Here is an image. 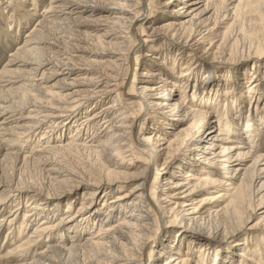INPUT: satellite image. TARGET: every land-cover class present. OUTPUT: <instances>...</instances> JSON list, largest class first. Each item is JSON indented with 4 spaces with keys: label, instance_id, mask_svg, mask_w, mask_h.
<instances>
[{
    "label": "bare ground",
    "instance_id": "obj_1",
    "mask_svg": "<svg viewBox=\"0 0 264 264\" xmlns=\"http://www.w3.org/2000/svg\"><path fill=\"white\" fill-rule=\"evenodd\" d=\"M244 1L0 0V43L16 44L0 67V103H10L0 105V153L19 144L3 159L49 172L37 188L17 180L11 190L0 175V264H88L87 256L95 264H258L241 250L237 260L218 256L192 236L241 217L248 198L251 209L261 206L264 73L246 107L250 87L235 88L237 68L206 72L198 66L208 62L194 61L215 29L238 23ZM93 6L106 15L84 37ZM77 73L82 83L55 80ZM86 83L91 91L70 90ZM74 162L99 176L96 187L136 183L129 194L98 201L93 191L62 210L47 200L66 197L60 179L78 177L65 169Z\"/></svg>",
    "mask_w": 264,
    "mask_h": 264
},
{
    "label": "rangeland",
    "instance_id": "obj_2",
    "mask_svg": "<svg viewBox=\"0 0 264 264\" xmlns=\"http://www.w3.org/2000/svg\"><path fill=\"white\" fill-rule=\"evenodd\" d=\"M248 2V3H247ZM258 2V3H257ZM245 5V7H244ZM260 5V6H259ZM263 7L264 9V1L263 0H245L243 3L244 12L242 16H240V20L237 24H232L230 26L229 23L227 25H224L220 27V29H215L212 33L214 35L207 38L209 41V46H206V50H201L198 53H194V61L201 60L205 61L207 64H201L198 67L201 68L203 71L208 72H216L219 70L224 71H230L234 73L233 75H237V79H234V85L235 88H238L239 85L242 87H250V89L245 90V98L244 99V106H248L249 102L253 104V100L256 99L253 98V95L255 93V89L253 88L252 83L255 79L259 80L261 78V75L263 76L264 73V57H260L261 60L256 61L255 59H247L242 61L241 63H233L231 65L230 62H233L234 60L242 58H249L250 56H255L257 54L264 53V16H262V12L259 7ZM97 7V9H96ZM93 9H96V13L94 16H86L85 25L81 26L79 28V31L81 34L85 37L87 34H91V26L93 19L96 17H102L106 15L105 11H103V8L98 6H93ZM101 8V11L98 9ZM34 20H32V23L28 26V28L24 29L22 32V35H24L29 28L33 25ZM227 29V30H225ZM216 34V35H215ZM219 34V35H218ZM16 44L9 43L8 45H4L2 42L0 43V67L3 66L7 60L8 54L14 50ZM93 52H95V48H93ZM187 52V51H186ZM191 52V51H188ZM89 60L92 62H100L107 60L106 58L91 54L89 56ZM197 57V58H196ZM258 62L260 64H254L253 62ZM197 64V63H196ZM236 65V66H235ZM252 66V67H251ZM234 68L236 69L234 72ZM256 69V70H250V69ZM260 75L258 76V74ZM84 73L85 77H88L87 79L91 78V75ZM77 74H74L72 76H69L68 78L60 77L58 76L55 80L65 79L66 83L69 84L71 80H76L77 83L81 82V76H77ZM71 78V79H70ZM255 78V79H254ZM211 81V80H209ZM55 83V81L53 82ZM82 83V82H81ZM208 83V82H206ZM72 86V85H71ZM77 86V87H76ZM259 87L261 85H258ZM240 87V88H242ZM258 87V88H259ZM92 87L89 84H75L73 85V88L70 90H78V91H91ZM262 90V89H261ZM248 92V93H247ZM251 92V93H249ZM6 98L8 100L10 99V96L3 95L1 98ZM3 107H9L10 103H0ZM263 105V102L261 105H258L259 108ZM25 112L22 113V117H25ZM20 118V116H17ZM21 117V118H22ZM1 119V117H0ZM19 120V119H18ZM14 122V121H12ZM12 122L7 125V127H10L11 125H15ZM23 122V121H22ZM25 122V121H24ZM173 130V129H172ZM171 130V131H172ZM231 145V144H230ZM17 147H13L8 149V151H4L1 149L0 153V175L3 176L7 180L6 185L11 190L12 187L16 186L18 181L26 182V183H32L33 186H37V184L43 183L44 177L48 175L47 168L40 171L39 169H33V167H24L21 163L15 160L14 157H10L8 159H3L4 154L6 153H12L14 154L20 152L19 144L16 145ZM35 148L33 146L32 150ZM16 149V150H15ZM178 158V157H177ZM179 159V158H178ZM183 159V158H182ZM181 162V158L178 160V163ZM177 164V162L174 163V166ZM9 166V167H8ZM21 166V167H20ZM86 164L83 165V162H74L65 165V169H72L76 170L78 174V177L73 178V181H69V178L64 177L60 180H66L65 186H62L61 189L66 191V197L63 199H60L58 201L54 200H47L49 202L54 203H60V206L62 210H65L66 203L68 200H75V198H79L82 195L90 194L91 192H95L96 195H94V198H96L98 201H105L109 198H115L116 194L122 193V194H129V190L132 188V186L136 183L134 180H127V182L119 183V187L121 188L120 191H117L116 185L109 186L104 184V181H101L99 186H95L94 181L95 179H98V175L96 173H88L85 172L83 167H85ZM97 167V166H96ZM26 168V169H25ZM8 169V170H7ZM22 169V170H21ZM19 170V171H18ZM23 170L25 171L23 173ZM22 171V172H21ZM40 173V174H39ZM29 175V176H28ZM8 176V177H7ZM42 176V177H40ZM33 177V178H32ZM103 177V176H102ZM29 178V180H28ZM31 179V180H30ZM33 179V180H32ZM68 179V180H67ZM18 180V181H17ZM103 180V178H102ZM11 182V184L9 183ZM262 181L255 183L252 185V191H255L258 186L260 185ZM123 186H122V185ZM237 184V183H236ZM10 185V186H9ZM37 188V187H36ZM3 190V189H1ZM0 190V191H1ZM42 190L46 192H52V190L47 189L46 186L42 187ZM9 191V190H4ZM27 192H24L23 194L19 195L25 197H29L30 193L26 194ZM11 194H15L14 192H11ZM26 194V195H24ZM46 194V193H45ZM249 197V195H248ZM21 198V199H22ZM43 198V197H42ZM38 199V198H36ZM249 199V198H248ZM246 200L244 202L243 208H238L237 211L241 213V217L239 215L238 218H232L229 219L226 224H220L218 222H213L214 224H210V226H203V227H196V231H193L192 236L195 238V243L199 245L198 247L204 248H211L217 250V254L219 256L222 255L227 256V253L230 252L228 255L232 256V260H237V256L239 255L240 250L243 252H246L248 256H253L255 263L258 264H264V214H262V219L259 217L260 212L264 211V190L260 191L258 196L254 199L255 203L254 205L259 202L261 209H251L252 202L250 200ZM257 201V202H256ZM261 201V202H260ZM16 202L13 203V206ZM21 207V206H20ZM239 213V214H240ZM237 215V214H236ZM222 223V222H221ZM225 223V222H224ZM219 224V225H218ZM218 226V227H217ZM222 228H219V227ZM34 227V226H32ZM237 228V229H236ZM199 229V230H198ZM223 229V230H222ZM238 230L236 235H233L235 230ZM231 236H228L226 232L231 231ZM92 231H96L95 229H92ZM5 233V232H4ZM93 233V232H92ZM225 235H227V238H225ZM0 248L2 245V239L3 234L0 235ZM6 248H3L1 251H3ZM38 250L34 251L37 252ZM208 252V251H207ZM203 253V252H202ZM219 253V254H218ZM207 254V255H206ZM206 257L213 258L212 254L205 253ZM216 257V256H215ZM84 259L86 263L88 264H95L96 262L90 256L85 257ZM225 258V257H224ZM239 258V257H238ZM229 259V258H227ZM241 260V258H239ZM245 263H248L247 260H241ZM163 262V260L159 263ZM223 264L228 262V260L224 263L223 261H220ZM229 264V263H228Z\"/></svg>",
    "mask_w": 264,
    "mask_h": 264
}]
</instances>
